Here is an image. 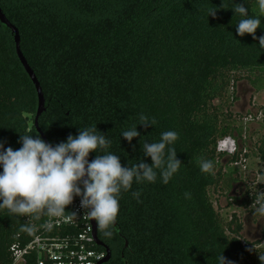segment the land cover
<instances>
[{
    "label": "trees",
    "instance_id": "1",
    "mask_svg": "<svg viewBox=\"0 0 264 264\" xmlns=\"http://www.w3.org/2000/svg\"><path fill=\"white\" fill-rule=\"evenodd\" d=\"M235 2L261 15L256 0ZM214 6L216 15L207 18L205 10ZM234 6V0H0L40 83L45 111L38 124L50 144L96 124L111 140L108 150L130 166L141 159L152 163L143 155L141 137L151 142L162 131L178 133L177 173L166 185L158 173L152 183L133 181L119 194L116 226H98V238L111 252L105 264H217L222 252L233 264H260L257 251L264 252V237L247 241L240 218L222 217L211 197V190L229 193L237 182L226 173L221 161L226 154L218 150L222 139L239 133L229 123L235 86L246 81L255 92L264 89V48L252 35L236 34L240 17ZM261 23L264 27V18ZM262 34L258 27L255 35ZM37 105L14 35L0 22V142L5 147L18 149L21 134L39 135ZM141 112L156 124H137L140 136L129 143L120 132ZM95 155L90 152L88 159ZM255 156L264 165V133ZM200 158L212 161L209 172L200 171ZM133 191L140 193L139 202ZM77 200L59 216L72 219L66 231L49 227L58 217L44 215L29 220L31 232L21 231L28 217L0 209V264H12L11 247H24L47 228L54 236L77 234L83 224L74 209Z\"/></svg>",
    "mask_w": 264,
    "mask_h": 264
},
{
    "label": "clouds",
    "instance_id": "2",
    "mask_svg": "<svg viewBox=\"0 0 264 264\" xmlns=\"http://www.w3.org/2000/svg\"><path fill=\"white\" fill-rule=\"evenodd\" d=\"M234 4L231 9L240 17L235 23L236 34H250L258 40L259 47L264 48V34L255 35L258 27L264 28L261 27L264 0H256L260 16L249 14L244 5L235 0ZM220 7L224 8L222 3ZM216 12V6L205 10L207 18L214 17ZM137 124L147 127L155 125L156 121L141 112L137 122L122 129L120 136L131 143L134 137L140 136ZM177 138L175 130L162 131L159 138L151 142L141 137L143 155L150 157L152 163L141 159L138 163L130 162V166H122L118 155L108 150L111 140L96 124L80 127L75 136L69 134L66 140L56 144L45 142L34 132L20 135L18 149L5 147L0 142V209H7L16 217H28L20 230L31 232L29 220H39L41 215L59 217L73 198L79 197L84 217L95 221L99 227L111 225L119 212V194L128 191L133 181L152 183L157 180L158 173L160 183L166 185L177 173L181 165L173 147ZM90 152L96 153L91 160L88 159ZM212 167L211 160L199 159L202 173L209 172ZM131 195L139 202V192L133 191ZM184 196L187 198L189 194L185 192ZM251 210L254 224L264 219V192L254 195ZM257 253L260 264H264V252ZM216 260L217 264H233L223 252Z\"/></svg>",
    "mask_w": 264,
    "mask_h": 264
},
{
    "label": "rangeland",
    "instance_id": "3",
    "mask_svg": "<svg viewBox=\"0 0 264 264\" xmlns=\"http://www.w3.org/2000/svg\"><path fill=\"white\" fill-rule=\"evenodd\" d=\"M234 92L237 100L230 108L234 118L229 123L239 133L222 139L218 150L226 154L221 159L226 173L233 175L237 182L229 193L211 190V197L218 213L225 219L236 214L244 224L243 237L255 242L264 237V219L254 224L251 210L254 195L264 192V165L255 156L257 142L264 133V89L255 92L248 82L241 81ZM221 106L226 108L223 103ZM261 245L264 248V241Z\"/></svg>",
    "mask_w": 264,
    "mask_h": 264
},
{
    "label": "built area",
    "instance_id": "4",
    "mask_svg": "<svg viewBox=\"0 0 264 264\" xmlns=\"http://www.w3.org/2000/svg\"><path fill=\"white\" fill-rule=\"evenodd\" d=\"M74 209L78 217L83 219L77 234L68 232L54 236L50 234L51 228H47L24 247L18 244L11 247L12 264H99L105 258L106 250L96 245L90 219L84 217L85 210L80 208L79 200L74 203ZM71 223L70 217H58L49 227L55 226L66 231Z\"/></svg>",
    "mask_w": 264,
    "mask_h": 264
},
{
    "label": "water",
    "instance_id": "5",
    "mask_svg": "<svg viewBox=\"0 0 264 264\" xmlns=\"http://www.w3.org/2000/svg\"><path fill=\"white\" fill-rule=\"evenodd\" d=\"M0 22L3 25H5L7 28H9L11 30L12 34L14 35L15 49H16V54H17V57L19 59V62L21 63L24 71L26 72V74L28 75V77L30 78L31 82L33 83V85L36 89L37 98H38V105H37L36 115L34 118V126H35V129L37 130V132L39 133V135L42 137V139L45 142L49 143L46 136L41 131L39 124H38L39 117L45 111V98H44L40 83H39L34 71L30 68L29 64L27 63L26 58L24 57V55L21 51L19 31L13 24H11L9 22V20L6 18L5 14L3 13L1 8H0ZM90 224L92 226V236H93V239H94L96 245L99 247H103L106 250L105 258L102 259L99 263V264H105L110 260L111 252L107 247H105L103 242H101L99 240V238H98V225L96 224V222L90 219ZM113 226H116L115 222L113 223ZM127 246H128V244L126 243V247Z\"/></svg>",
    "mask_w": 264,
    "mask_h": 264
}]
</instances>
